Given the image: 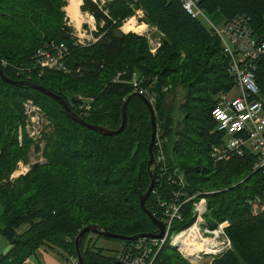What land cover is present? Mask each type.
Instances as JSON below:
<instances>
[{
  "label": "trees",
  "instance_id": "16d2710c",
  "mask_svg": "<svg viewBox=\"0 0 264 264\" xmlns=\"http://www.w3.org/2000/svg\"><path fill=\"white\" fill-rule=\"evenodd\" d=\"M66 5V0H0L3 74L61 95L90 124L116 129L121 105L132 86L113 78L122 71L125 78L136 73L141 85L156 93L152 104L156 134L168 168L183 171L188 195L205 196V217L211 227L229 221L226 232L232 248L211 264H264V213L252 215L248 204L261 189L260 172L253 169L254 155L247 152L219 163L209 157L211 144L218 140L210 114L214 97L233 86L218 37L192 18L179 0H111L105 4L107 15L85 0L81 9L92 12L97 22L103 21L101 37L91 46H73L71 28L65 23ZM198 5L206 13L219 12L224 20L244 15L257 35L264 33V0H200ZM139 7L143 20L162 36L154 55L144 37L119 29ZM50 40L68 45L65 64L69 70L46 69L40 75L33 70L27 78L23 69L32 65V53ZM256 63L255 81L264 99V56ZM178 86L183 89L182 100L174 106L166 100ZM78 95L84 98L82 102L92 98L84 114L75 102ZM27 98L45 110L53 126L44 136L45 162L32 164L28 172L9 182L16 161L26 158L31 146L26 138L19 144L15 131ZM126 114L125 128L105 136L69 118L61 104L40 90L0 77V233L10 245L0 254V264H22L39 247H57L76 258L74 238L88 224L126 236L157 231L138 201L150 182L149 110L140 96H134ZM174 188L166 178L156 180L145 201L156 218H161L158 199L170 196ZM183 215L182 227L192 221L188 209ZM90 233L79 240L84 264H111V254L91 240L85 242ZM157 260L159 264H190L168 243L161 247Z\"/></svg>",
  "mask_w": 264,
  "mask_h": 264
},
{
  "label": "built area",
  "instance_id": "2783aa9c",
  "mask_svg": "<svg viewBox=\"0 0 264 264\" xmlns=\"http://www.w3.org/2000/svg\"><path fill=\"white\" fill-rule=\"evenodd\" d=\"M92 1L97 3V0ZM179 1L182 8L192 18L209 23L206 28L210 34L218 37L222 52L228 58L227 73L233 80L231 89L219 92L214 98L215 102L210 114L215 122L218 140L211 144L209 157L214 163H218L243 156L247 152L254 155L253 169L260 172L261 189L258 195L248 200L249 210L252 215L264 213V99L260 97L255 81L256 61L264 56V33L257 35L244 15L238 14L223 20L218 26L206 17V12L199 7L200 0ZM103 13L106 14L105 11ZM85 15L87 18L84 23L87 26L76 28L70 33L73 46L83 47L101 37V35L93 36V30H95L93 15L87 12ZM143 16L142 8H136L134 15L130 16L134 20L135 29L130 31L143 35L148 43L149 52L154 55L161 45V34L155 26L146 23L142 19ZM91 19L93 21H90ZM68 55L69 47L65 42L50 40L32 53V65L23 70L27 72V78H30L29 74L33 70L38 75L46 69L68 71L65 64ZM1 63L5 64L4 61ZM113 81L130 83L132 92L144 96L151 104L156 100V93L142 86L141 79L136 73L125 78L124 71L118 72ZM168 87H164V90ZM79 98V109L84 114L90 108L89 102L92 98H86L84 102H82L84 98L80 96ZM23 105L25 119L23 127L19 126V138H22L23 130L36 138L45 124L41 108L33 102L32 98L25 99ZM154 150L157 165L156 180L166 178L167 182L175 187L170 196L158 199L161 207V218L159 219L164 224L163 235L160 238L141 236L128 240L112 254L113 261L119 264H159L157 256L165 243L174 247L191 263L197 264L214 259L231 249V240L226 232L229 221L217 222L212 227L206 222L207 200L205 196H197L199 193L191 196L187 194L183 171L168 168L162 140L157 134ZM18 172L22 173L23 170H18ZM184 209H188L192 221L182 227ZM22 264L33 263L26 258ZM74 264H77L76 258H74Z\"/></svg>",
  "mask_w": 264,
  "mask_h": 264
},
{
  "label": "rangeland",
  "instance_id": "374dc122",
  "mask_svg": "<svg viewBox=\"0 0 264 264\" xmlns=\"http://www.w3.org/2000/svg\"><path fill=\"white\" fill-rule=\"evenodd\" d=\"M68 1L69 0H66V4H68ZM84 1L85 0H81L80 4L78 5V9H80L81 13L79 12V15H80L79 16V23L75 25L76 27L73 26L74 22L72 23L70 21L71 16L66 12L65 6L63 7V10L65 11V16H66L65 23H66V25L68 27L71 28V30H70L71 32H74L76 28H80L81 26H84V27L87 26V24L84 23V20L87 18L86 15H85L86 12L89 13V14H92L93 17H94V14L92 12H90L88 10H82L81 9V7L84 5ZM90 1L96 5V7H97V9L99 11H101L102 13H103V11L106 12V14L105 13H103V14H105V15L108 14V10L105 9V4L108 1H111V0H102L103 1L102 3L99 0H97V3L93 2L92 0H90ZM130 3H131V1H130ZM135 9L136 8L133 9V15L135 13ZM206 17L211 22H213L215 25H218V26H220L222 24V22H223V17H222V15L219 12H215L213 14L206 13ZM129 19H133V18L129 17V18L125 19L122 22V25L126 21H128ZM90 21H93V19H91ZM133 22H134V20H133ZM202 23L205 26H209V23L207 21H203ZM93 24H94V27H95V30H93V36L97 37V36L101 35V33L99 32V26L103 25V21L100 18V20L97 22L96 18L94 17ZM133 25H134V23H133ZM120 27H122V26H120ZM120 27H119V29L122 31V29ZM133 29H135V27L131 28L130 30H133ZM122 32H124V31H122ZM127 32H132V31H127ZM127 32L125 31L124 33H127ZM132 33L137 34L136 32H132ZM140 36L144 37L143 35H140ZM98 40L95 41V42H90L88 45H85L83 47L91 46V45L95 44L96 42H98ZM182 91H183V89L181 87H179V86L176 87L175 90L172 93L169 94L168 99L166 100V102L170 103V104H172L174 106H177L182 100ZM79 96L80 95L77 96V99L80 100ZM80 97L83 98L82 96H80ZM33 102L35 104H37L41 108L42 115H43V117L45 119V124H44L43 128L41 129L38 137H36V138L32 137V136H30L28 134V132L23 130L22 131V138L20 139L19 138V126L22 125V127H23L24 119H25L24 105H23L24 101H22V115H21L20 121L16 124L15 131H16V136H17V140H18L19 144H21L22 141L26 138V139H29L31 141V146H30V150H29L28 156L26 158H23V159L21 158V159H18L16 161L12 172L8 176L7 180L9 182H12L15 178L19 177L20 175H24L26 172H28V170L31 168L32 164L45 162V158L42 155V149H43V146H44V143H45L44 136H45L46 133H48L49 131L52 130L53 123L50 120V118L48 117V115L46 114L45 110L38 103H36L34 101V99H33ZM163 142H164V140H163ZM18 170H23V172L20 173V172H18ZM13 173H14V175H13ZM3 181H5V180H3ZM2 208H3V206H2V204L0 202V214L3 211ZM205 219H206V217H205ZM87 240H89V241L91 240L92 244L94 243L96 247L102 248L105 253L111 254V255L118 248H120V245H121L120 241H118L116 239L105 238L103 236H98V235H96L94 233L88 234V236H86L85 242ZM6 247H8V241L0 233V253H2L4 251V249H6ZM29 259H30V262L33 263V264H74V257L68 256L67 252H65L64 250H61L60 248H57V247H53V248L39 247L34 252V254H32L29 257ZM186 260L190 264H197V263H191L188 259H186ZM213 260L214 259L205 260V261H202L199 264H211Z\"/></svg>",
  "mask_w": 264,
  "mask_h": 264
},
{
  "label": "water",
  "instance_id": "95a60500",
  "mask_svg": "<svg viewBox=\"0 0 264 264\" xmlns=\"http://www.w3.org/2000/svg\"><path fill=\"white\" fill-rule=\"evenodd\" d=\"M0 77L2 78V80L6 81L8 83H11V84L26 85V86H30V87H33L35 89L40 90L41 92L50 96L51 98L56 100L59 104H61V106L63 107V109L65 111V114L69 118H71L74 121L82 124L86 128H89L91 130H95V131H97L100 134L105 135V136L118 134L125 128L126 123H127V114H126L127 103L132 97L140 96L141 99L146 104L148 110H149L151 133H150V141L148 144L149 158L147 160V170H148V174L150 177V182H149L147 188L145 189V191H143L139 194L138 201H139L140 208L149 216V218L152 220V222L157 226L158 231L156 233H139V234H135V235L126 236V235H121L118 233L108 231L106 228H100L98 225H95V224H88V225L84 226L83 228H81V230L77 233V235L74 238L76 259H77L78 264H84L82 252H81L80 245H79V240L85 232L96 233V234H100V235L107 237V238H116V239H121V240H126V241L127 240H134V239L141 237V236H151V237H158V238L162 237L163 231H164L163 222L159 218H156L153 215V213L145 206V201L148 198V196L150 195V193L152 192V189H153L155 182H156L157 165L155 163L154 152H153L154 141H155V136H156L155 111H154L152 104L144 96H141L136 92H132L130 95H128L127 98L123 101V103L121 105V110H120L121 119H120L119 126L116 129H110V128L103 127L101 125H95V124L88 123L85 119H83L81 116L76 114L70 108L67 101L61 95L56 94V93L50 91L49 89H47V88H45L39 84H36L34 82H31V81H26V80H11L3 74L1 68H0ZM75 102L80 103V100L77 99ZM180 119H181V116L178 117V121ZM111 264H119V262L113 261V262H111Z\"/></svg>",
  "mask_w": 264,
  "mask_h": 264
},
{
  "label": "bare ground",
  "instance_id": "6f19581e",
  "mask_svg": "<svg viewBox=\"0 0 264 264\" xmlns=\"http://www.w3.org/2000/svg\"><path fill=\"white\" fill-rule=\"evenodd\" d=\"M80 0H69V4L65 7L66 12L71 16L73 20L77 23L79 22V11H78V4ZM133 19H129L122 25V29L124 31H130L131 28H134ZM71 106V105H70ZM22 123V122H21ZM219 163V162H218Z\"/></svg>",
  "mask_w": 264,
  "mask_h": 264
},
{
  "label": "crops",
  "instance_id": "0c3cea01",
  "mask_svg": "<svg viewBox=\"0 0 264 264\" xmlns=\"http://www.w3.org/2000/svg\"><path fill=\"white\" fill-rule=\"evenodd\" d=\"M80 2H81V0H80ZM80 2H79V4H80ZM68 4H69V1H68ZM68 4H67V5H68ZM79 4H78V5H79ZM67 5H66V6H67ZM66 6H65V7H66ZM78 11L80 12V9H78ZM80 13H81V12H80ZM223 20H224V18H223ZM70 21H71L72 23L74 22V24H73L74 27H76L75 25L79 23V22L77 23V22H76L75 20H73L72 18H70ZM9 247H10V245H9V243H8V247H6V249H4L3 252H2V251H1V252H2V253H5V252L9 249ZM2 253H0V254H2ZM70 257H71V256H70Z\"/></svg>",
  "mask_w": 264,
  "mask_h": 264
}]
</instances>
